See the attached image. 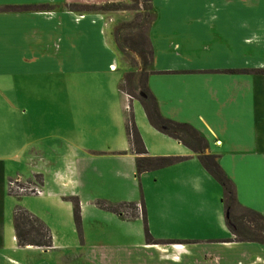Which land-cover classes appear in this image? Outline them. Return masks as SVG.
Here are the masks:
<instances>
[{
  "label": "crops",
  "instance_id": "1",
  "mask_svg": "<svg viewBox=\"0 0 264 264\" xmlns=\"http://www.w3.org/2000/svg\"><path fill=\"white\" fill-rule=\"evenodd\" d=\"M70 3L0 0V264H264L263 243L232 240L223 188L198 155L153 127L141 102L120 90L117 72L133 68L116 43L114 16L124 22L134 12H84ZM150 5L147 83L161 114L198 130L238 202L264 216V73L256 72L264 70V0ZM133 104L148 153L183 160L137 176L126 132ZM82 135L94 144L69 141ZM81 152L110 159L108 172L79 169L69 156ZM137 177L144 196L128 202L144 201L153 238L180 242L149 243L140 207L138 217H123L107 206L127 201L95 192ZM14 180L43 191L39 211L23 208L48 226L51 247L19 245Z\"/></svg>",
  "mask_w": 264,
  "mask_h": 264
},
{
  "label": "trees",
  "instance_id": "2",
  "mask_svg": "<svg viewBox=\"0 0 264 264\" xmlns=\"http://www.w3.org/2000/svg\"><path fill=\"white\" fill-rule=\"evenodd\" d=\"M149 2L151 0H146ZM45 7H50L46 5ZM72 7V6H71ZM95 7V6H94ZM133 8L124 4V2H108L99 8H90L92 11H125L131 10ZM150 9L152 7L150 5ZM140 13V12H138ZM154 20V13L152 11L151 18L148 25L149 28ZM130 24H119L114 29V36L116 39V43L119 46L117 36L120 35V32ZM148 31L143 38L145 39L144 45L145 47L134 48V47H121L122 50L125 48L135 50L139 58L141 60V64L139 63V67L137 70L134 69L137 62L131 63V67L133 70L128 71L120 84V90L125 94L130 93L127 91L129 88H139L140 95L138 100L141 102L146 116L153 127L157 130L179 140L185 146L189 147L191 150L196 153L204 166V168L221 184L223 188V204L225 211V219L228 225V228L233 234V241L238 242H246L253 241L264 244V216H262L259 212L252 210L250 208H246L242 206L236 196L235 185L232 180L228 177V175L224 172L222 167L218 162V157L214 154L206 153V148L208 146L207 140L205 137L194 127L187 123H180L168 118H165L158 107L157 101L155 97L149 90L148 87V76L152 72L148 67H152L153 62V50L151 46V42L149 39ZM141 67V68H140ZM258 73H264V70H256ZM136 77H139L138 84H135ZM127 88V90H126ZM132 95V94H131ZM130 95V96H131ZM126 132L131 144V150L135 155V165L137 176L140 177L141 174L147 171H152L160 168H164L170 165H173L181 160L183 157L180 156H152L148 153L145 143L143 141L142 135L138 126L136 125L135 116L131 109V106H128V111L126 115ZM14 193L13 190H11ZM15 194V193H14ZM16 196H21L19 194H15ZM74 212L75 217L79 221V212L80 205L78 200L74 199ZM130 208L133 213L128 216L123 212V208ZM139 204L135 202H124L119 205H108L107 209L127 218H136L139 216ZM142 207V216L145 221V231L147 236V241L149 243H158V242H169V241H177L180 240H157L152 237L150 234L148 223H147V212L144 201L141 202ZM241 209L246 213V216L238 217L236 216V210ZM252 217L251 222L246 219V217ZM258 221V222H256ZM254 222V223H252ZM14 227L16 231V237L18 239V243L20 246H39V247H51L52 246V234L48 226L37 216L30 213L28 210L18 205L15 209L14 213Z\"/></svg>",
  "mask_w": 264,
  "mask_h": 264
},
{
  "label": "rangeland",
  "instance_id": "3",
  "mask_svg": "<svg viewBox=\"0 0 264 264\" xmlns=\"http://www.w3.org/2000/svg\"><path fill=\"white\" fill-rule=\"evenodd\" d=\"M70 1H71L70 4L75 9H78L79 11H84V12L92 11V10H89L90 8L102 7L104 4H106L108 2H124V4H126L127 6L133 8L129 11H133L134 15H133V19L128 20V21H124V22H120L121 20H123V18L114 16V19L116 20V22L113 23L114 26L115 25L118 26L119 24H123V23L124 24H130V26L127 25L126 27H124V29L120 32V35L117 36L119 46H120V48L121 47H123V48L124 47H134V48L145 47V45H144L145 39L143 38V35H145L148 31L147 29H148L149 21H150L151 14H152V10L150 9V4L148 1H146V0H70ZM97 12L105 13L104 11H97ZM138 12H140V13H138ZM117 23H119V24H117ZM123 48H122L121 52H122V57H123L124 62L128 63V65L131 66V63L136 61L138 66L136 65V67H134V69L137 70L138 67L140 66L139 63L141 64V60L139 58L138 53L135 50H131L128 48L123 49ZM148 68L151 69V67H148ZM124 73H125V70H123V69H120L117 72V76L119 77V79L123 78ZM138 81H139V77H136L135 84H138ZM126 90H127V88H126ZM127 91L130 93V95L132 94L131 96L129 94L127 95L128 99H130L131 101L137 100L138 99L137 97H139L141 95L139 88H133L132 87V88H129V90H127ZM134 106L135 105L133 104V112L135 113V116H136V112L134 111V108H135ZM136 119H137V117H136ZM90 137H91L90 135H82L81 137H75V136L73 137L72 136L69 141H75L74 143L79 141V143H76L77 145L94 144V142L91 140ZM62 140L65 141V138ZM51 142L53 143V141H51ZM79 154H76L77 155L76 157L69 156L70 159L74 160L75 165L78 164L79 169L82 170V169L86 168V169L90 170L91 168L97 167V169H101V170H98L99 172H102L104 174H106L108 172V168L111 164L110 159L100 158V156H93L89 153H84V152H81L80 156H79ZM65 163H66V160H60V162H59V164L61 166L65 165ZM18 166H20V165H18ZM22 168H25V165ZM104 169L107 170V172H103L102 170H104ZM138 180L135 182L131 178H129L127 181H125V182H123V184H121V189L114 188V190H110L109 188H104L103 184L97 185L95 187L97 189L95 192L99 193V194H105L107 196H112V197L118 198V201H116V202H119V201H122V202H124V201H127V202L128 201H135L134 197H140L138 199H141L142 195L144 196V189L142 186V181L139 178H138ZM12 186H13L14 190H21L20 188H22V189H25L26 193H28V194H23L20 197H18L16 195H12L15 205H20V206L25 207L27 209L31 208L34 211H39L38 209L41 206V198L38 195H36L34 190L40 189V187L34 186L33 183H31V182L21 181V180L12 181ZM30 189H33V191H30ZM97 201H100L99 204H101V205L106 203V202H103V201H106L103 199H100ZM111 201H113V200H111ZM140 208L142 209L141 206H140ZM122 210H123V212H125V215H128V216H130L133 213V211L128 207H125ZM235 214L238 217L246 216V213L241 209H237ZM65 217H66V215H65ZM246 219L251 222L252 217L248 216V217H246ZM256 222H258V221H256ZM252 223H254V222H252ZM71 224L72 225L76 224V220L71 219L70 225ZM87 225H89V224H87ZM65 227H66V230H68V222H66ZM75 227H76V229H78L82 232V229H83L82 224H80L79 227H77V224H76ZM62 238H63V236L60 235L59 240H58L59 243H61Z\"/></svg>",
  "mask_w": 264,
  "mask_h": 264
},
{
  "label": "built area",
  "instance_id": "4",
  "mask_svg": "<svg viewBox=\"0 0 264 264\" xmlns=\"http://www.w3.org/2000/svg\"><path fill=\"white\" fill-rule=\"evenodd\" d=\"M20 189L21 190H14L13 186H12V182L10 183V191L13 190L15 194H19V195L28 194L25 192V189H22V188H20ZM30 191H33V189H30ZM34 192L36 193V195H42V193H43V191L41 189H36V190H34Z\"/></svg>",
  "mask_w": 264,
  "mask_h": 264
}]
</instances>
